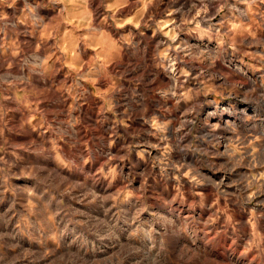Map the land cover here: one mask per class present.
<instances>
[{"label": "clouds", "instance_id": "9594fccd", "mask_svg": "<svg viewBox=\"0 0 264 264\" xmlns=\"http://www.w3.org/2000/svg\"><path fill=\"white\" fill-rule=\"evenodd\" d=\"M0 264H264V0H0Z\"/></svg>", "mask_w": 264, "mask_h": 264}]
</instances>
